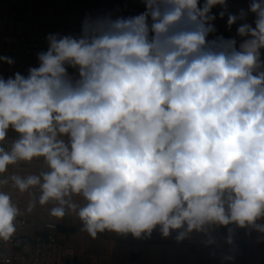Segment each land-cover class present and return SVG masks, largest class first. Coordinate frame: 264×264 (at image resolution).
Listing matches in <instances>:
<instances>
[{
  "label": "clouds",
  "instance_id": "9594fccd",
  "mask_svg": "<svg viewBox=\"0 0 264 264\" xmlns=\"http://www.w3.org/2000/svg\"><path fill=\"white\" fill-rule=\"evenodd\" d=\"M143 2L136 16L85 19L78 37L49 35L38 67L0 77V241L24 214L9 185L28 213L74 214L93 239L157 227L178 241L212 226L264 234V0H252L255 27H238V48L208 38L226 0ZM246 15L229 14V28ZM36 159L39 174L3 175Z\"/></svg>",
  "mask_w": 264,
  "mask_h": 264
},
{
  "label": "crops",
  "instance_id": "0c3cea01",
  "mask_svg": "<svg viewBox=\"0 0 264 264\" xmlns=\"http://www.w3.org/2000/svg\"><path fill=\"white\" fill-rule=\"evenodd\" d=\"M205 0H200L202 6ZM133 0H50L43 6L40 1L0 0V35L9 37H24L28 40L47 38L44 44L45 52L49 48V35L78 37L82 32L85 19H96L106 16L116 19L128 18L129 8ZM215 33L209 34V39L223 36L234 38L237 48L246 37H240L237 29L240 26L213 23ZM261 59L264 60V49H261ZM38 58H34L31 67H38ZM73 76L76 69L68 68ZM16 138L14 132H9L8 140ZM44 169L42 159L31 163L21 162L10 166L8 173L3 175L39 174ZM5 191H11L13 199L22 212L21 217L27 222V234L30 237H45L48 234L47 224H55V235L58 240L74 250L77 264H264V234L236 225L212 226L207 233L193 231L189 237L178 241V231H171L164 237L159 227L150 236L135 238L129 234H117L105 231L95 239L82 232V224L74 215H66L63 220H56L49 215L51 205L39 206L28 213L27 194H21L6 186ZM78 203L80 199L74 198ZM264 223V220L259 221ZM231 229V231H230ZM231 237L232 242L228 239ZM212 240V243H209ZM142 246V257L139 261L132 258L131 246Z\"/></svg>",
  "mask_w": 264,
  "mask_h": 264
},
{
  "label": "built area",
  "instance_id": "2783aa9c",
  "mask_svg": "<svg viewBox=\"0 0 264 264\" xmlns=\"http://www.w3.org/2000/svg\"><path fill=\"white\" fill-rule=\"evenodd\" d=\"M40 1L46 6L50 0H29ZM252 0H226V14L220 18L219 13L224 10L220 5L214 6L211 10L216 19L212 23L227 24L228 15H239L243 9L247 15L244 20H237L234 26H241L243 23L251 24L255 27L254 21L256 16L250 11ZM146 10L143 0H133L132 6L129 8V17L139 15ZM107 12L102 14L106 16ZM247 38V37H246ZM47 38L28 40L24 37H9L0 35V57L11 58L13 63L0 61V77L7 79L14 77L15 73L27 76L28 69L34 58H38V54L45 52L44 44ZM70 75L73 76L71 72ZM45 227L48 234L45 237H30L27 234V222L25 218H17V231L12 239L8 242L0 241V264H77L75 261L74 250L57 239L54 228ZM132 258L139 261L142 257V246L133 244L131 246ZM97 264V261L95 262Z\"/></svg>",
  "mask_w": 264,
  "mask_h": 264
}]
</instances>
